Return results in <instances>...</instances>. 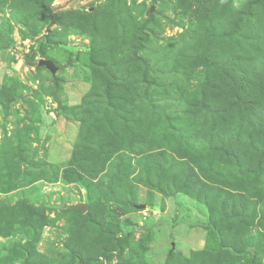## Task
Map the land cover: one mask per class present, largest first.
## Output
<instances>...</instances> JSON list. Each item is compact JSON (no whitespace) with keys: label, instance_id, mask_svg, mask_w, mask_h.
Wrapping results in <instances>:
<instances>
[{"label":"rangeland","instance_id":"374dc122","mask_svg":"<svg viewBox=\"0 0 264 264\" xmlns=\"http://www.w3.org/2000/svg\"><path fill=\"white\" fill-rule=\"evenodd\" d=\"M0 264H264V0H0Z\"/></svg>","mask_w":264,"mask_h":264},{"label":"water","instance_id":"95a60500","mask_svg":"<svg viewBox=\"0 0 264 264\" xmlns=\"http://www.w3.org/2000/svg\"><path fill=\"white\" fill-rule=\"evenodd\" d=\"M39 65L41 67H46L48 70H50L52 73H55V66L52 62L46 61V60H41ZM76 210H80L83 213H86V207L85 206H79L75 208Z\"/></svg>","mask_w":264,"mask_h":264},{"label":"trees","instance_id":"16d2710c","mask_svg":"<svg viewBox=\"0 0 264 264\" xmlns=\"http://www.w3.org/2000/svg\"><path fill=\"white\" fill-rule=\"evenodd\" d=\"M47 39V38H46Z\"/></svg>","mask_w":264,"mask_h":264}]
</instances>
